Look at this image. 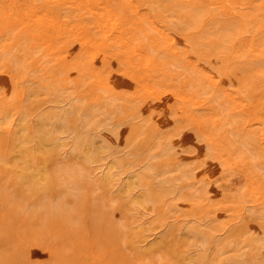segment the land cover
Here are the masks:
<instances>
[{
	"label": "rangeland",
	"instance_id": "rangeland-1",
	"mask_svg": "<svg viewBox=\"0 0 264 264\" xmlns=\"http://www.w3.org/2000/svg\"><path fill=\"white\" fill-rule=\"evenodd\" d=\"M34 1L0 0V264H264V209L254 205L263 198L253 197L239 171L222 163L227 154L217 159L220 148L182 117L180 108L189 109L190 103L178 95L201 99L208 96L203 91H209L218 97L225 113L216 107L196 114L209 119L205 130L223 144L229 131L248 134L244 126L254 120L249 148L257 154L264 132V61L258 57L253 66L254 57L246 56L247 46L235 35L199 38L204 29L198 31L190 18L191 0H136L146 18L178 41L183 50L175 60L178 74L163 76L159 93L148 96L137 78L153 79L158 74L155 65L147 67L137 55L131 65L123 51H117L115 59L107 48L110 56L99 70L114 85V95L108 96L95 89L100 77L78 76L76 87L66 83L67 72H56L51 57L37 62L43 49L30 48L29 37L18 35L19 23L11 14L13 6L23 13ZM220 1L230 10L247 4ZM260 2L255 3L256 13ZM58 5L50 7L49 15L66 23L68 30L80 22L86 27L83 35L103 42L87 14L70 23L68 15L76 13ZM204 7L213 19L222 24L227 20L219 4ZM261 19L264 22V15ZM254 22L245 20L242 30L249 32L242 37L255 34L257 47L264 49V32L257 36L260 27ZM144 23L154 38L150 21ZM156 58L167 71L169 52L162 50ZM203 71L221 81L219 92L202 79ZM93 89L98 97H91ZM226 93L248 107L236 110L224 101ZM262 170L255 179L264 189Z\"/></svg>",
	"mask_w": 264,
	"mask_h": 264
},
{
	"label": "bare ground",
	"instance_id": "bare-ground-1",
	"mask_svg": "<svg viewBox=\"0 0 264 264\" xmlns=\"http://www.w3.org/2000/svg\"><path fill=\"white\" fill-rule=\"evenodd\" d=\"M191 1H192L191 5H188V8H187V11L190 13V18H191V20L194 21V24H195L194 26L196 29H198V31H202L204 29L200 33L199 38H201V39L203 38L205 41L206 37L210 34H216V35H219L220 37H223V38L235 35L236 38H239L240 43H243L245 46H247L248 51L246 52V56H253L254 57L251 61V64L253 66L256 63L258 65V63H259V59H257L258 57H260L261 61H264V49H261L260 45L257 47L256 44L260 40H258V41L256 40L257 42H255V37H256L255 34H252L249 39L242 37V34H245V33L247 34L249 32L248 30H242L243 24H246L245 20H248V19H251V21H255L256 24H258V27H260L258 29L257 36H259L260 34H262V32H264V22L261 19V17L264 15V11H263L264 10V0H247L246 1L247 4H245V6H241L240 4H242V3L240 1V4L238 2L237 5L238 6L240 5L241 7L239 6L240 7L239 9H231V10L226 8V6L222 7L220 0L217 2H215L213 0H206V3H205L206 5H204V6H207V4L212 5V6H214V4H219L221 6L220 12L227 19V20H224L225 21L224 24H222L220 20H217L216 17L213 19V15L208 14L207 13L208 11L205 12L203 9L204 6L203 7L199 6V5H202L201 3L203 0H201V1L200 0H191ZM257 1H261L259 4V6L261 7V11H260L261 13L260 12L256 13L257 11H255L257 9V8H255L256 7L255 3ZM14 4L17 5L16 3H14ZM175 4H176V2H175ZM179 4L180 3H178V5ZM55 5L60 6L62 9H65V11H67V9H68L71 12L76 13V17H73L71 14L68 15L70 23H74L73 21L76 20L75 18H77V17H78V21L83 20L82 18H84V15L87 14L90 22H92L94 24L93 27L95 29V32H97L99 34V36L101 37L103 42L102 43H100V41L98 42L97 40L92 38V36L88 37V36L83 35V32H84L86 27L84 25H82L80 22H79V24H78V22H77V24H73L72 25L73 27L70 30H68L65 27V25H63L66 23H61V21H59L57 18H55L53 15H51V13L49 15L50 7L55 6ZM232 6H233V4H232ZM4 9H5V7H4ZM251 10H252V13L250 12ZM19 11H20L19 7H16V6H13V10L11 11L12 12L11 14H13L12 16L16 15L14 17H12V16L11 17L15 19V22L19 23L18 26L20 27V29H19L18 35L20 37H23V36L29 37V39L31 40L30 48L39 49L41 47L40 48L41 51L43 49V53L37 62H42V64H43L44 63L43 61H46L48 59L47 57H51L50 61H54L55 67L57 68L56 72H58V71L67 72V77L65 79L68 82H66V81H64V82L73 83V86L79 87V80L77 78L78 76L91 77V78H96V79H97V77H100L102 79L101 83L95 89H100L103 91L105 90L106 93L109 92L110 94L108 96H110L114 93L113 92L114 85L110 84L109 81H107L104 77H102V74L105 71L99 70L102 67H105V61L110 56V54H107L105 52V51H107L106 50L107 48L109 49L108 50L109 52L113 50V55L116 57V58L114 57L115 59L118 58V53L116 54V52L119 50H121V52L123 51L128 56L127 58H128V61L131 65L134 64V61L131 59V57L133 55H137L140 60H142L144 63H146L147 67L149 65H153V64L155 65V67L157 68L158 74L155 75L153 77V79L150 78V76H147L145 78V77L140 76V75H138L139 79L137 78L141 88L143 89V92L145 94H147L148 96H152L153 94L159 93L158 88L160 86L159 84H161L159 81H163L162 80L163 76H165L166 78H173V77H176L178 74V68H179L178 65L179 64L177 65L175 63V60H177L181 55H183V53H182L183 50L178 45V41L174 39L175 38L174 36H173L174 38H172L169 35L168 31L163 29L162 26H159L157 24V21H155L149 17L146 18L147 16H145L142 13V8L137 4L136 0H54V1L36 0V1L32 2V4L25 10V12L21 13V11H20V13H19ZM45 11L48 13V15L45 13ZM154 11H155V9H154ZM254 11H255V13H254ZM164 12H166V11H164ZM175 12H177V11H175ZM175 12L172 11V13H175ZM214 15H216V14H214ZM166 16H170V15H166ZM208 16H209V18H207ZM175 17H176V15H175ZM146 21H150L151 27H149V26L148 27L151 28L155 32L154 35L157 38H155V36H154V38H152L149 36L148 33H146L147 30L144 29L143 25H142ZM144 24H146V23H144ZM45 25L48 26L47 30L43 27ZM171 25H173L172 22H171ZM86 26H88V25H86ZM88 27H90V26H88ZM174 28H176V27L174 26ZM185 28H187V26ZM192 28H190V29H192ZM7 32L3 33V36L6 35ZM11 35H12V33L10 34V36ZM146 38L148 39V41H146ZM257 39H258V37H257ZM195 41H197V40H195ZM207 41H208V39H207ZM199 43L201 44L200 40H199ZM104 45H106V48H102ZM196 45H198V44H196ZM204 45H206V44H204ZM19 47L22 48L21 46H19ZM210 47H209V49H210ZM215 47L216 46H214V48ZM161 48H163V49H161ZM13 49L15 50V48H13ZM13 49H11V51H13ZM1 50H5V49H1ZM162 50H164V53H165V51H168L172 57V59L166 63V66L168 67V69H167V67H165V68L167 69V71H164V69H162L161 63L157 60L158 58L154 59V55H155V57H157V53H161ZM17 52H18V50H17ZM3 53L5 54V51ZM3 53H2V55H3ZM12 55L14 56V54H12ZM13 56H11V57H13ZM119 56H121V55H119ZM164 56H167V55H164ZM162 58L165 59L164 57H162ZM168 58L169 57L167 56V59ZM184 61H185V63H189V57L187 56V54L184 58ZM201 61H203V60H201ZM248 63H250V62H248ZM162 65H164V63ZM252 65H251V67H252ZM113 66H115V65H113ZM132 67H134V66H132ZM238 68H240V67H238ZM36 70H37V68H36ZM52 70L54 71V69H52ZM246 71H247V69H246ZM49 75H50V77H53V75L51 76V73ZM39 76H40V74H39ZM201 76H202V79H205L206 81L213 84L212 87H214L215 92H219L221 90V81L220 80H215L212 75L206 74L205 71L201 72ZM12 79L13 78L11 77V80ZM151 81H153V82H151ZM33 82H35V81H33ZM97 84H99V83H97ZM67 86L68 85L63 86L64 89H66ZM241 87H243V86L241 85ZM245 88H243V91ZM95 89H93V91L91 92V97H98L96 95V93H94ZM92 93H94V94H92ZM232 93L234 94V92H232ZM232 93H226L225 97L223 98L224 101L229 102L230 104L236 105L237 106V107H235L236 110L238 107H240V109L241 110L243 109V111H244L245 107H248V106L246 104H243L242 102H239L238 98L233 96ZM188 94L189 93H184V95H181L178 93V95L181 97L182 101L185 100V101H188L190 103L189 109L186 108V110H185L183 107L180 108V113L182 114V117L186 118L192 124L196 125L197 131L205 136V138L207 139V141L210 145H215V146H218L216 148H220L218 150L222 151L221 156H217L216 157L217 159L222 160V158L225 156V154H227V157H226L227 160L225 159V161H222V163L226 166V169H232V170L239 171V173L244 178L246 184L249 185V189H248L249 193L255 198H263V200L258 202L257 204H255L256 203V201H255L254 205H256L257 207H260V209H264V189H263L262 185L258 182L259 180H257L258 179L257 176L259 175L257 170L260 172L262 170L261 168H263V167H261V165L264 163V132H261L260 136L258 138V144H259L260 152H258L257 154H254L249 148V145L251 144V137L248 134H249V132L253 131L252 128H253L254 123H252V122L254 120H251L250 122H248L246 124V126H244V130L248 134H238V133H236V131H229V138L227 136L225 137V139L228 138L227 139L228 143L223 144L222 140L220 142V140L217 137H214L213 131H212L213 133H211V130L210 131L205 130V127H204L205 121H207L209 119L207 117H205L204 114H201L202 117H205L203 119L201 117L197 116V114H196L197 111H199V112H204L207 110L212 111V109L216 108V107L217 108L221 107V112L225 113V108H222L223 103L219 102L218 97L209 91L208 92L203 91V94L208 95V96L207 97L200 96L201 99L193 96L192 94H191V96ZM18 96H20L19 93H18ZM25 96H27V95H25ZM23 98H25V97L23 96ZM24 100H27V98ZM22 102H23V100H22ZM24 102H26V101H24ZM215 102H217V105H215ZM235 109L234 110L232 109V112H231L232 114H236ZM16 115H18V114H16ZM230 116H232V115H230ZM233 117H234V115H233ZM41 119H43V118H41ZM50 119H53V117ZM14 121H15V118H14ZM108 121H109V119H108ZM226 122H228V121H226ZM100 126H101V124H100ZM220 137L222 138V136H220ZM86 158H87V156H86ZM249 165H250V167H249V169H247V166H249ZM244 166H246V168ZM105 171L106 170H102V171H99V173L101 172L102 175H104ZM262 172H263V170H262ZM100 177H101V175H100ZM255 177L257 179H255ZM162 201H164V200L162 199ZM251 207H253V206H251ZM247 210L250 211L251 209L250 210L247 209ZM254 210H255V208H254ZM244 211H246V210H244ZM252 212H253V210H252ZM254 213H256V212H254ZM261 213H263V212H261ZM143 221H145V220H143ZM183 221H185V220L183 219ZM177 222H179V221H177ZM181 225H183V224H181ZM165 226H166V224H165ZM149 241H150V239H149ZM149 241H148V243H149ZM144 246H146V245H144Z\"/></svg>",
	"mask_w": 264,
	"mask_h": 264
}]
</instances>
